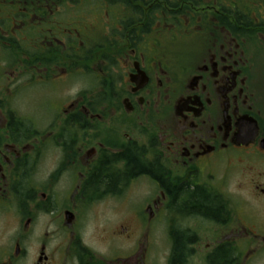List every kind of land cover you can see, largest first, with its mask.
I'll return each mask as SVG.
<instances>
[{
	"label": "flooded vegetation",
	"instance_id": "1",
	"mask_svg": "<svg viewBox=\"0 0 264 264\" xmlns=\"http://www.w3.org/2000/svg\"><path fill=\"white\" fill-rule=\"evenodd\" d=\"M202 1L0 0V264H264V5Z\"/></svg>",
	"mask_w": 264,
	"mask_h": 264
},
{
	"label": "trees",
	"instance_id": "2",
	"mask_svg": "<svg viewBox=\"0 0 264 264\" xmlns=\"http://www.w3.org/2000/svg\"><path fill=\"white\" fill-rule=\"evenodd\" d=\"M229 3L226 4H232L236 2V5L239 6L237 9L239 12L243 11L245 7H248L247 3H240L238 0H225ZM117 3L121 5H141V17H143V20L146 19L147 21L150 20L152 13L154 10L147 9L148 6L157 4V13L159 17H162V19L166 22H172L174 25L175 31H180L183 28L182 22L185 19H188L191 22L196 21L197 17L200 15L201 10L199 8L202 7L203 1L202 0H117ZM233 5V4H232ZM170 9V10H169ZM224 10V9H223ZM132 15L133 9L131 10ZM197 199V198H196ZM198 204V203H196ZM198 205L204 206L205 209L208 211L213 212V203L211 202H202ZM197 205V206H198Z\"/></svg>",
	"mask_w": 264,
	"mask_h": 264
},
{
	"label": "rangeland",
	"instance_id": "3",
	"mask_svg": "<svg viewBox=\"0 0 264 264\" xmlns=\"http://www.w3.org/2000/svg\"><path fill=\"white\" fill-rule=\"evenodd\" d=\"M260 0H240L239 1V4L240 3H248V4H251V3H253V5L254 4H256V3H258ZM260 5L262 6V5H264V0H263V2H260ZM262 14V16H263V21H264V13H261ZM263 53H264V51H263ZM259 62H260V64H261V66H262V73H264V55H261V57H260V59H259ZM35 105L36 104H34L33 102H32V100L30 101V104H29V113L30 114H32V115H39V114H41L42 113V110L38 107H35Z\"/></svg>",
	"mask_w": 264,
	"mask_h": 264
}]
</instances>
